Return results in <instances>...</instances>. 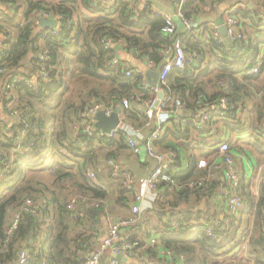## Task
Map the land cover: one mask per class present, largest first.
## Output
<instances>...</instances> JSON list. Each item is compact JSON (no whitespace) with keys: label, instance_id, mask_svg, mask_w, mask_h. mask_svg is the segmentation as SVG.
Masks as SVG:
<instances>
[{"label":"trees","instance_id":"16d2710c","mask_svg":"<svg viewBox=\"0 0 264 264\" xmlns=\"http://www.w3.org/2000/svg\"><path fill=\"white\" fill-rule=\"evenodd\" d=\"M82 2L85 7L100 11L102 15L74 23V0H66L55 6V11L62 17L57 33L49 30L37 33L36 13L50 11L35 6L32 21L19 27L18 41L5 46L0 53V70H3L0 77L7 75L8 83L14 85V102L22 119L13 129L16 139L9 136L2 139L0 136V174H3L0 180L1 263L9 260L15 262L22 249L29 252L31 264H83L89 257L90 251L98 243L102 216L106 217L108 192L92 182L87 169L98 164L97 142L125 147L127 133L119 131L114 137L96 132L90 135L81 113L96 102L115 108L131 95L143 102L150 100L155 93L151 87H145L141 74L132 72L127 75L122 64L113 63L116 58L114 51L111 47H105L103 40L127 39L129 48H139L143 55L158 64L166 58V52L178 36L164 31L167 20L161 14L153 15L146 10L135 20L131 0H121L113 8H106L97 0ZM196 2L206 0H185L183 10L188 18L197 10ZM232 10L241 21L240 33L234 41L230 38L220 39L215 35V29L212 33L209 26L206 29L208 34L202 35L196 42L188 41L194 38L193 29L183 33L186 34L185 47L188 42L187 48L192 49L190 52L195 56L184 69L174 68L170 72L165 90L174 100L168 105L174 110L176 106H182L197 111L227 96L230 101L225 114L219 116L220 120L237 132L256 129L257 142L264 146V94L256 100L255 92L250 88H257L264 75V0H255V8L246 6ZM32 50L35 57L33 68L47 73L48 80L42 77L38 84L31 85V75L15 73V68L25 65V58ZM44 52L47 58L41 61L39 54ZM208 52L212 54L208 55ZM205 62L208 66L203 68ZM209 64H215V69L211 70ZM255 67H259L258 73L252 72ZM68 73L85 79L80 95L78 92L77 96L72 94L66 78ZM210 74L216 88L213 94L208 92L204 82ZM224 83L228 89H224ZM249 100H252L253 110L256 109L255 125L251 112L246 111L245 116L241 115L243 110H247ZM133 102L131 100L127 106H123L127 118H137L132 110ZM24 120L29 122L28 127ZM214 122L213 116L207 122L208 127L199 128L200 133L210 130ZM77 124L78 129L75 127ZM195 126L193 120L187 121L176 128L175 137L178 141L189 139ZM23 130L26 131L28 146L13 152L15 141ZM200 142L205 143L204 139ZM181 145L167 144L168 148L178 152L177 161H182ZM203 148L199 142L195 144L187 154V169L177 172V178L181 182L186 181L184 188L172 190L170 185L162 184L158 200L148 211L147 222L154 217L166 223L157 244L166 250H174L178 256L183 255L184 264H217L227 256L239 257L238 264H246L239 252L245 240H249V253L254 263L264 264V189L257 198L249 181L242 179L245 208L229 220L226 215L221 219L212 215L209 204L206 214L181 206L183 202L189 203L193 194L201 197L208 195L201 189L193 190L187 185L197 174L208 171L207 168H197V151ZM57 154L59 158L55 159ZM43 157L54 162L47 167L54 170L57 179L67 175L79 177L77 185L80 192L89 200L68 209L67 197L56 196L53 191L50 196H45V184L42 188H36V185H41L40 182L26 180V168L38 167ZM122 193L127 194L125 191ZM27 197L36 199L39 204L35 210L25 212L17 228L8 235L10 213L15 205H20ZM44 197L46 201H40ZM201 216L205 217L200 219ZM210 227L218 234L217 238L208 235ZM134 240L144 245L143 239ZM148 251L156 253L154 247H149Z\"/></svg>","mask_w":264,"mask_h":264},{"label":"crops","instance_id":"0c3cea01","mask_svg":"<svg viewBox=\"0 0 264 264\" xmlns=\"http://www.w3.org/2000/svg\"><path fill=\"white\" fill-rule=\"evenodd\" d=\"M64 1L66 0H0V41L2 43V48L9 44H14L18 41L20 34L19 27L32 21L35 14V12H33L35 6H40L48 9L50 11L49 13L51 14L50 17L57 19L59 28L61 21H59L58 18L60 17V15L57 11H55V6L63 4ZM97 1L102 2L106 8H111V6L113 8L114 6H117V3L121 2V0ZM182 1L183 0H131V6L134 11V19H138L146 10H149V12L153 15H170L173 17L176 25V34L182 35L187 31L186 25L178 16L179 5ZM250 3L254 4V7L250 8H255V0H206V2H196V4H198V8L189 17L192 24L191 30L193 29L194 38H190V40L188 41L196 42L202 35H207V26L211 27V32L214 33L213 28L215 29V24L219 25L220 28L219 22L221 19H223V22L225 23V19L229 10L239 7H249ZM74 7V23H77L78 21L83 22L89 19H95L96 17L102 15L100 11H93L90 8L85 7L82 0H74ZM192 7H194V5ZM36 16L38 18L36 26L37 33L53 30L43 29L39 24L40 16L38 15V12L36 13ZM125 32H128V30H125ZM129 34H131L130 31ZM187 45L188 42L186 44V48ZM111 48L114 51L113 53L116 59L120 64L123 65L124 69L127 71L132 70L133 73L141 74L143 76V82L147 80V82L149 83V76L147 75V71L156 69L157 65L161 62L160 61L158 64L155 63L149 57L143 55V52L139 48H129L127 39L124 38L113 41ZM187 50L191 51L192 49L189 50L187 48ZM211 54L212 53L208 52V55ZM34 58V51L32 50L27 54L25 58V65L15 68V73L26 72L31 75L32 83H36L42 76V73L33 68ZM165 59L162 61H165ZM202 65L203 68L208 66L206 62ZM209 67L211 70H213L215 69V64H209ZM211 75L212 74L208 75L207 78L204 79V82L208 92H210V94H213L215 93L216 88L214 87L215 83H212L210 80L213 78L211 77ZM66 78L69 81L72 94L74 96H77V92L79 93L82 89L81 86H83L85 79H80V77H73L71 73H68L66 75ZM260 80L261 82H259L257 88H255V86H250V88L255 92L254 98L256 100L261 97L260 95L264 94V75L261 76ZM7 84V75L0 77V136L2 139L8 136L16 139L17 135L16 132H13V129L21 122L22 119L20 120V118L15 117L11 112L12 106L10 105V100L7 96ZM165 93L169 94L167 92ZM153 96L155 97V93ZM154 97H152L150 100H152ZM150 100H145L143 102L133 100L134 102L132 103V110L137 116V118L135 117L133 119L130 117L127 118V116L123 113L122 105H119L122 108V114H124L122 131L127 133V138L131 136L136 138L140 143H147L151 134L158 127V118H149V116H147L146 114L148 109V101ZM247 106V110H243L241 112V115L245 116L246 111L251 112V120L255 125L256 109L253 110L252 100L248 101ZM214 108L215 104H212L208 107H205V109H198L197 111H193L179 106L178 109L171 115V118L163 124L161 135L157 138L158 140L156 139L157 141L155 140L153 143L155 144L156 149H173L168 148L167 144H182L180 146V149L182 150L180 158L182 161L178 160L174 166L173 172L175 174V185H170V187H173L172 190L184 188L186 181L181 182L176 175L178 171L187 169L189 165L187 154L190 153L195 144L199 142L200 147H204L203 150L197 151L198 162H200V160L202 159H205L208 160L209 163H212V161L217 156L216 151L219 144L225 140L231 143L235 158V164L237 169L241 173L242 179L249 181L251 188L253 189L258 188L257 185L260 180L261 191H263L264 177H260L262 175L260 173H258L257 176V168L260 171V167H262V163L260 162V160L264 158V146L260 145L261 143L257 142L256 129L251 128L250 130H246L245 132H237L235 130H232L231 128L226 127L220 120L221 118L219 116H214V120L216 121V123L214 122V124L211 125L210 130H208L206 133H200L199 128H196L195 126L191 131V136L189 139L178 141V139L175 137L174 133L176 128H178L179 126H183V124L191 120L194 121V124H197L199 121H201V116L206 110H213ZM206 124H203V127L209 126L208 123ZM77 126L78 124L75 125V127ZM131 127H134V129H132ZM94 131L99 134L101 132V130H96L95 123ZM202 139H204L205 143L200 142L202 141ZM15 143L16 146L12 150L13 152L15 148H26L21 147L18 141H15ZM126 145L127 146L125 147H120L116 143L113 145H106L104 142H97L95 146L98 148V164L95 166H90L87 169V173L89 171H93L95 173V177L93 178L88 174V177L92 179V182L101 186L108 192V198L105 200V205L107 206L106 217L102 216L100 222V236L97 239V246L108 233L112 223L124 218H135V221L133 223L121 227L120 241L122 242L127 240L143 239L144 246L138 249L137 256L130 257L126 255L128 258L126 260H120V264H147L149 262H158L159 264H175L177 262L174 261V256L169 251H172L175 256H177V253L171 249L166 250L161 244H157L158 239H160L161 237L160 235H162L161 229L165 228L164 226H166V223H164V221H161L162 219L160 220L154 217L152 221L150 220V222H147L146 216L149 214V209L153 206L145 207L140 215H135L133 213L135 193L137 190H139V182L143 177L148 176L154 170V168L157 166V161L154 157L149 156L145 152H143L144 146L146 144H144L142 153L140 154H136L131 146H129L128 142L126 143ZM58 158L59 155H55V159ZM109 158L116 159L121 168L125 169L128 173L134 176L135 182L134 189L132 191L125 188L123 177L112 175L111 166L108 163ZM44 161H46L47 163L45 164ZM53 163V161L49 162L45 159V157H43L41 162H39L38 167L32 168L29 166L26 168L25 179H34L40 182L41 185H36V188H42L43 184H45L47 186L46 190L43 191L45 196H50V192L53 191L56 196L64 195V197L66 198V190L60 184L62 178L57 179V177L53 174L54 170H50L47 167L48 165H51ZM197 168L203 169L205 167H200L198 164ZM206 168L208 170V173L205 172L202 175L197 174L193 178V180L201 178L202 176H206V184L203 187L196 189H201V191L206 192V194L208 195L201 197L200 195L198 196V194H193L188 201L189 203L183 202L184 204H181V206L185 208H195L196 212L200 211L202 214H206L205 210L207 208V205L209 204L210 213L221 219L227 213V203L229 195L226 185L227 181L224 180V174L221 171H217L215 174H212L210 166ZM40 170H44L47 172L46 174L41 173ZM48 171H51L52 173L50 174L48 173ZM33 173H36V175H32ZM2 175L3 174L1 173L0 180ZM31 175L34 177L30 178ZM72 177L76 184H79V177H76V175ZM164 188L165 186L163 187V189ZM124 191L127 194L122 193ZM40 201H46L45 197ZM84 202L86 201H82L81 203ZM36 203L39 204V201L36 200ZM18 206L15 205L10 213L9 225ZM204 217L205 216H201L200 219ZM164 219L167 221V218ZM153 239L157 240L155 246H151ZM149 247H154V249H156V253L154 254L151 251H148ZM2 250L3 248L0 247V252H2ZM93 251L94 250L90 251L89 256ZM20 252L21 251L18 252L15 262L13 260H9L2 262L1 264H19ZM239 255L240 257H243L244 260L248 262V264H255L253 256L249 253V249L243 253L242 251H240ZM111 256L112 254L110 250L104 253L102 257V264H111Z\"/></svg>","mask_w":264,"mask_h":264},{"label":"built area","instance_id":"2783aa9c","mask_svg":"<svg viewBox=\"0 0 264 264\" xmlns=\"http://www.w3.org/2000/svg\"><path fill=\"white\" fill-rule=\"evenodd\" d=\"M183 0L179 5L178 16L183 20V23L187 27V31L191 30L192 24L190 18H188L183 10L184 7ZM40 17H50L51 14L46 10H41L38 12ZM167 26L164 27V31L167 33H176V25L174 19L170 15H166ZM58 18V16H57ZM61 16L58 18L61 21ZM226 24V31L227 37L223 35L219 31V25L215 24V35L218 36L220 39L230 38L233 41L236 40L238 34L240 33L241 29V21L234 16L233 10H229L227 17L225 19ZM53 31V33H57L58 28ZM103 42L105 43V47L110 48L112 46L113 40L110 38L104 39ZM186 43V34L178 35L173 46L168 49L166 52V59L163 67L159 71V81L158 85L155 88H152L155 92V97L148 101V109H147V116L149 118L157 117L158 118V127L149 137L147 143H140L134 137H128L127 142L129 146L133 149L136 154L142 153L143 146L144 151L147 155L152 156L157 161V166L154 170L146 177H143L139 182V190L135 193V204L133 205V213L135 215H140L145 207H152L154 203L159 198L160 186L162 184L167 185H175V174L173 172L174 166L177 162L178 152L174 149H166V150H158L155 147L154 141L161 135L162 127L165 122H167L171 115L178 109L176 106L175 110L172 107H169L168 103L173 101L174 98L171 94H166L165 86H167V80L170 72L174 68L184 69L187 62L191 60L195 54L188 51L185 47ZM4 48V47H3ZM2 48V43L0 41V53ZM39 58L42 60H46L47 53H40ZM113 63H119V61L115 58ZM259 67H255L252 72L258 73ZM0 72H3L1 69ZM132 70L126 71L127 75L132 74ZM41 73V72H40ZM43 77V78H42ZM42 79L48 80L47 73H42ZM30 82V81H29ZM40 81H37L35 84H38ZM145 87H150L147 80L144 82ZM32 85L33 83L30 82ZM224 89H228V85L224 83ZM164 91V97L159 98V92ZM7 96L9 98L10 105L12 106L11 112L15 117L20 118L21 114L19 109L16 108L14 98L15 95V88L12 83L7 84ZM131 100H136L135 95H131L129 98H125L122 102V107L127 106ZM230 98L227 96H222L219 101L215 103V108L213 110H206L202 116L201 121L196 124L197 128H202L203 124H206L209 119L213 116H223L225 114V108H227ZM158 103V104H157ZM203 108H200V110ZM105 110L106 113L109 115L112 113L114 108L106 107L101 102L93 103L87 106L81 113L84 117V124L86 131L92 135L94 131V123L96 122L95 114L100 111ZM120 123L112 129L109 133H105L103 131L100 132V135L106 137H114L117 135L119 131H122V123L124 120V114L120 113ZM26 127L29 126V122L24 120ZM134 129V127H131ZM78 129V127H77ZM76 129V130H77ZM264 138V136H263ZM20 144L21 147H27V138H26V131H21L20 136L16 140ZM16 150V148H15ZM14 150V151H15ZM217 156L209 163L208 160L202 159L199 162L200 167H209L212 171V174H215L217 171H221L224 174V180L227 181V191H228V203H227V213L226 219L229 220L235 215H238L240 212H243L245 208V198L242 194V176L240 171L237 169L235 164L234 153L229 141H222L218 149L216 151ZM108 163L111 166V173L114 176H120L124 179V186L128 190L134 189V176L128 173L125 169L121 168L118 161L114 158H109ZM90 177H95V173L93 171L88 172ZM60 184L65 188L67 193V207L68 209H73L75 204L88 201L89 197H85L81 194L79 186L74 181L71 175H67L63 177L60 181ZM206 184V176L201 177L195 180H190L187 185L192 188H201ZM253 189V188H252ZM254 195L259 198L262 195L261 189H253ZM37 206L36 201L31 198L27 197L15 210L13 214L12 221L8 227V235H11L13 231L19 225V222L22 219V216L25 212H30L35 210ZM135 218H124L120 219L111 224L108 233L103 238V240L99 243V245L94 249V251L90 254V256L83 262V264H102V257L104 253L110 250L111 256V264H120V260L116 257V255L124 254L130 257H135L138 254V249L142 248L143 246L138 240H127V241H120V229L122 226L128 225L133 223ZM227 227H225L226 229ZM208 235L214 238H217L218 234L214 231L213 228H208L207 230ZM157 243L156 239L152 240V245L155 246ZM249 249V240H245L242 245L241 251ZM171 254L174 256V261L180 264L185 263V257L183 255L175 256L172 251ZM239 257L227 256L222 258L217 264H238ZM178 260V261H177ZM152 263V262H149ZM1 264V262H0ZM19 264H31L30 262V254L26 249H22L19 253Z\"/></svg>","mask_w":264,"mask_h":264},{"label":"water","instance_id":"95a60500","mask_svg":"<svg viewBox=\"0 0 264 264\" xmlns=\"http://www.w3.org/2000/svg\"><path fill=\"white\" fill-rule=\"evenodd\" d=\"M249 7H254L253 3L249 4ZM220 28L219 31L227 37V31H226V24L223 22V19L220 20ZM39 24L43 29H53L55 30L58 28V21L57 19L50 17H40L39 18ZM165 61H161L156 69L154 70H148L147 75L149 76L148 81L149 85L152 88H155L158 85L159 81V71L163 67ZM164 97V91L159 92V98ZM158 104V103H157ZM122 112V108L120 106L115 107V109L110 113L109 115L106 113L105 110H100L95 114V128L96 130H101L105 133H109L112 129L117 127V125L120 123V113ZM116 257L119 260H126L128 257L124 254L116 255ZM147 264H159L158 262H152Z\"/></svg>","mask_w":264,"mask_h":264},{"label":"rangeland","instance_id":"374dc122","mask_svg":"<svg viewBox=\"0 0 264 264\" xmlns=\"http://www.w3.org/2000/svg\"><path fill=\"white\" fill-rule=\"evenodd\" d=\"M69 78V77H68ZM44 154H46V153H44ZM260 162L262 163V167H260V171H259V169L257 168V176H258V173H260V174H262L260 177H264V158L262 159V160H260ZM44 163V162H43ZM47 162L45 161V164H46ZM31 171H34V170H31ZM41 171V173H45L46 174V172L47 171H44V170H40ZM44 171V172H43ZM48 173H52L51 171H48ZM32 175H36V173H33ZM30 176V178H33L34 176ZM29 177V176H28ZM46 177H48V176H46ZM262 177V178H263ZM259 183H260V180H259ZM258 183V188L257 189H261V183L259 184ZM248 250V249H247ZM247 250H243V252H246ZM254 259V258H253ZM246 264H248V262L246 261Z\"/></svg>","mask_w":264,"mask_h":264}]
</instances>
